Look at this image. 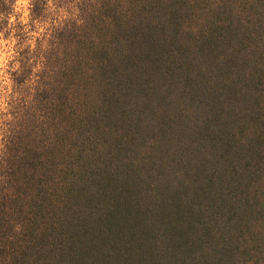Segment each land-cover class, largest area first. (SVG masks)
<instances>
[{"label":"trees","instance_id":"1","mask_svg":"<svg viewBox=\"0 0 264 264\" xmlns=\"http://www.w3.org/2000/svg\"><path fill=\"white\" fill-rule=\"evenodd\" d=\"M74 2L0 114L2 264L12 222L11 264H264V2Z\"/></svg>","mask_w":264,"mask_h":264},{"label":"clouds","instance_id":"2","mask_svg":"<svg viewBox=\"0 0 264 264\" xmlns=\"http://www.w3.org/2000/svg\"><path fill=\"white\" fill-rule=\"evenodd\" d=\"M40 2L43 7L41 13L37 15L33 11L35 0H3L4 10L0 11V114L5 120H12L13 102H19L22 98L19 91H14L16 82L12 74L20 76L28 71L24 83L34 85L39 78L37 74L43 71L45 53L55 46L54 33L63 29L66 24L70 27L69 22H74L76 25L82 23L78 18L79 8L74 0H40ZM95 14L101 13L97 10ZM2 150L3 145L0 144V151ZM26 230L21 222H12L10 226L6 245L10 253L8 256L10 264L13 260L11 253L16 251L14 246L17 247L18 242L23 241ZM251 244L248 235L245 234L236 255L250 248ZM242 258L248 259L249 256ZM252 258L255 259V256Z\"/></svg>","mask_w":264,"mask_h":264}]
</instances>
